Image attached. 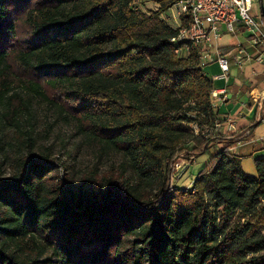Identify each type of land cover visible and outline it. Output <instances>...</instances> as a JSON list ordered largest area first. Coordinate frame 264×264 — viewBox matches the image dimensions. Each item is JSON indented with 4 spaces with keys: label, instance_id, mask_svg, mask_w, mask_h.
<instances>
[{
    "label": "trees",
    "instance_id": "1",
    "mask_svg": "<svg viewBox=\"0 0 264 264\" xmlns=\"http://www.w3.org/2000/svg\"><path fill=\"white\" fill-rule=\"evenodd\" d=\"M178 1L0 0V264H264V156L254 175L233 142L211 151L213 79L162 17ZM41 108L119 173L36 153Z\"/></svg>",
    "mask_w": 264,
    "mask_h": 264
},
{
    "label": "crops",
    "instance_id": "2",
    "mask_svg": "<svg viewBox=\"0 0 264 264\" xmlns=\"http://www.w3.org/2000/svg\"><path fill=\"white\" fill-rule=\"evenodd\" d=\"M153 1L156 3L155 8H151ZM135 3L142 9H157L160 6L158 0H135ZM162 17L170 19L165 12L162 13ZM239 35L222 36L217 41L221 51L225 52L240 43L248 49L254 47L249 43L248 35L247 37L242 36V39H239ZM207 68L211 71L210 73L209 70L206 71ZM204 69L213 79V89L224 87L227 90L226 97L222 98L223 95H220L215 98V110L218 112L221 124L210 134L212 137H219L211 151L217 146L233 142L231 150L242 156L241 162L244 170L255 175L257 168L254 158L264 156V117L261 114V105L264 102L261 97L264 94V64L251 61L240 67L231 62L227 75H223L222 68L217 61L207 63ZM208 153L211 156V152L208 151ZM210 156L205 160H208ZM205 162L199 161V157H196L186 171L194 167L198 169V173ZM197 173L193 175V180Z\"/></svg>",
    "mask_w": 264,
    "mask_h": 264
},
{
    "label": "built area",
    "instance_id": "3",
    "mask_svg": "<svg viewBox=\"0 0 264 264\" xmlns=\"http://www.w3.org/2000/svg\"><path fill=\"white\" fill-rule=\"evenodd\" d=\"M260 0H179L177 34L171 41H181L175 50L178 55L187 56L196 50L200 63L217 61L223 75H227L231 62L243 67L251 61L264 64V17L257 16V4ZM261 3V2H260ZM245 31L248 41L256 45V53L251 52L243 43L222 52L217 41L226 34ZM226 88L213 89L215 98L226 97ZM264 99V94L261 96ZM264 101V100H263ZM264 117V102L261 105ZM216 126L221 122L216 118ZM177 163L178 169L183 168Z\"/></svg>",
    "mask_w": 264,
    "mask_h": 264
},
{
    "label": "rangeland",
    "instance_id": "4",
    "mask_svg": "<svg viewBox=\"0 0 264 264\" xmlns=\"http://www.w3.org/2000/svg\"><path fill=\"white\" fill-rule=\"evenodd\" d=\"M155 1L152 2L151 8H155ZM256 14L260 17L261 15V3L257 4ZM148 10L147 8H145ZM178 10L179 6L177 4L173 5L165 11V15L170 17L166 19L172 25H178ZM231 34H240L239 39H242V36L247 37V32L242 31L241 33ZM252 45V44H251ZM253 46V45H252ZM251 52L256 53L257 47L254 45L252 49H249ZM212 69H214L212 67ZM209 68L206 69L208 71ZM211 72L210 70L208 71ZM41 107V106H40ZM43 107V106H42ZM44 111L46 109L39 110L38 119L35 120L36 124V138H37V148L36 153L39 150H44L45 147H49L53 159H62L63 161H68L70 165H73L74 170L70 172L73 175L74 180L79 181L81 178L88 173L90 170H97V175L101 178L104 175H117L120 171L117 164L113 165L110 160L105 158L100 161L98 167H94V164L97 162V159L94 157V149L88 143L84 144L81 141L80 135H77L76 130L73 125H67L63 121L53 120L54 116H48ZM53 118V119H52ZM201 121H204L203 116L200 117ZM82 142V143H81ZM37 154V155H38ZM210 156L208 152H205L199 155V161H207V157ZM195 158L187 159L184 157L176 158L175 169L173 174L172 182L183 187H192L193 185V175L197 173L198 169L190 168V171H186L189 164L194 161ZM118 162V161H117ZM177 163H180L183 168L178 169ZM206 163V162H205ZM68 165V163H67ZM205 165V164H204ZM68 168H61V176H66ZM12 172V166L7 164L5 166V176H10ZM41 256V257H45ZM50 264V263H49Z\"/></svg>",
    "mask_w": 264,
    "mask_h": 264
},
{
    "label": "water",
    "instance_id": "5",
    "mask_svg": "<svg viewBox=\"0 0 264 264\" xmlns=\"http://www.w3.org/2000/svg\"><path fill=\"white\" fill-rule=\"evenodd\" d=\"M261 9H262L263 17H264V4H261Z\"/></svg>",
    "mask_w": 264,
    "mask_h": 264
}]
</instances>
